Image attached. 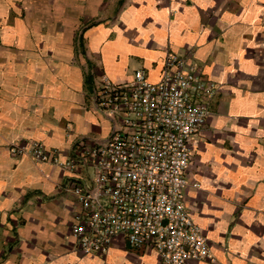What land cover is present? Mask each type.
<instances>
[{
    "label": "crops",
    "instance_id": "1",
    "mask_svg": "<svg viewBox=\"0 0 264 264\" xmlns=\"http://www.w3.org/2000/svg\"><path fill=\"white\" fill-rule=\"evenodd\" d=\"M168 52L220 87L188 141L184 196L210 257L185 264H264V0H0V264H164L122 243L78 250L59 162L108 132L97 75L154 79ZM33 140L50 159L11 153Z\"/></svg>",
    "mask_w": 264,
    "mask_h": 264
},
{
    "label": "built area",
    "instance_id": "2",
    "mask_svg": "<svg viewBox=\"0 0 264 264\" xmlns=\"http://www.w3.org/2000/svg\"><path fill=\"white\" fill-rule=\"evenodd\" d=\"M97 76L93 101L108 132L80 139L70 158L58 161L69 171L64 187L77 203L70 224L75 247L105 254L122 243L152 250L164 264L208 259L210 244L184 196L188 141L211 114L219 85L192 58L174 52L166 53L154 79L143 69L125 81ZM10 151L37 162L51 157L37 140Z\"/></svg>",
    "mask_w": 264,
    "mask_h": 264
},
{
    "label": "rangeland",
    "instance_id": "3",
    "mask_svg": "<svg viewBox=\"0 0 264 264\" xmlns=\"http://www.w3.org/2000/svg\"><path fill=\"white\" fill-rule=\"evenodd\" d=\"M180 54H183L182 52H180ZM108 127H109V124H108ZM92 171V170H91Z\"/></svg>",
    "mask_w": 264,
    "mask_h": 264
}]
</instances>
